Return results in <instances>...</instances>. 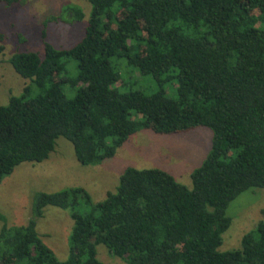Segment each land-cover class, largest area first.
Instances as JSON below:
<instances>
[{
    "label": "trees",
    "instance_id": "trees-1",
    "mask_svg": "<svg viewBox=\"0 0 264 264\" xmlns=\"http://www.w3.org/2000/svg\"><path fill=\"white\" fill-rule=\"evenodd\" d=\"M88 1L75 44L55 47L44 28L43 53L9 57L27 81L0 104V182L19 163L46 159L59 137L82 165L113 157L141 129L206 126L211 147L191 171V187L159 167L127 166L102 200L82 186L36 192L26 224L7 225L0 214V264H103L97 244L126 264H264V209L239 248L218 250L230 201L264 188V0ZM83 17L67 4L45 23ZM122 63L152 75L159 88L120 90ZM170 79L175 98L163 89ZM46 206L68 208L72 219L62 260L36 230Z\"/></svg>",
    "mask_w": 264,
    "mask_h": 264
},
{
    "label": "rangeland",
    "instance_id": "rangeland-1",
    "mask_svg": "<svg viewBox=\"0 0 264 264\" xmlns=\"http://www.w3.org/2000/svg\"><path fill=\"white\" fill-rule=\"evenodd\" d=\"M67 4L78 5L84 17L73 23L60 20L45 21L58 15ZM91 4L88 0H22L11 6L0 2V104H7L11 95H19L27 79L20 76L9 62L16 51L43 53L42 30L46 39L57 48H68L84 33ZM73 64L74 61H69ZM124 62V61H123ZM120 80L115 84L120 90L141 89L152 93L159 88L152 75L140 74L137 69L122 63ZM76 69L73 68V74ZM176 79L163 85L165 94L176 97ZM212 132L206 126H197L186 132L157 134L141 129L131 134L116 154L99 165H82L74 155L70 141L56 140L54 150L40 162H21L11 174L0 182V214L7 225L26 224L31 218V204L36 192H54L72 186H82L93 201L102 200L107 191H114L120 174L127 166L136 168L159 167L188 187L191 171L198 167L211 147ZM87 210L85 204L79 205ZM264 209V188H249L230 201L226 213L231 218L229 227L222 233L219 251L241 246L242 236L256 228ZM3 221L0 219V228ZM72 219L69 209L46 206L37 220L36 230L59 259L68 255ZM97 257L103 264H126L111 254L105 245H96Z\"/></svg>",
    "mask_w": 264,
    "mask_h": 264
}]
</instances>
